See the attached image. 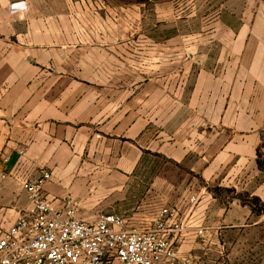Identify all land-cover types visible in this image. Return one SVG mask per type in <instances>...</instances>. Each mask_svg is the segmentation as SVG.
Returning <instances> with one entry per match:
<instances>
[{
	"label": "crops",
	"instance_id": "1",
	"mask_svg": "<svg viewBox=\"0 0 264 264\" xmlns=\"http://www.w3.org/2000/svg\"><path fill=\"white\" fill-rule=\"evenodd\" d=\"M207 1L208 26L166 45L171 72L148 80L153 90L113 91L103 82L114 78L67 70L70 47L51 44L33 13L9 9L24 0H0V172L49 171V199L60 207L71 195L88 223L117 214L144 229L167 206L182 224L171 238L180 254L235 264L211 247L241 227L242 206L207 187L251 178L241 168L264 138V0ZM31 209L17 179L0 180V233Z\"/></svg>",
	"mask_w": 264,
	"mask_h": 264
},
{
	"label": "rangeland",
	"instance_id": "2",
	"mask_svg": "<svg viewBox=\"0 0 264 264\" xmlns=\"http://www.w3.org/2000/svg\"><path fill=\"white\" fill-rule=\"evenodd\" d=\"M24 2L22 7L13 4L9 9L33 13L38 18L35 25L49 30L51 44L70 47L64 50L67 70L83 77L114 78L103 82L113 91L122 87L132 91L144 83L147 91L153 90L148 80L171 72L168 62L174 56L166 45L179 39L184 43L188 34L207 27L206 14L211 10L207 0ZM74 45L82 46L81 50H74ZM122 77L128 83H121ZM241 171L251 173V178L242 176L235 180V188L222 180L211 181L207 187L220 203L242 206L236 213L241 227L223 233L211 253L227 256L235 264H264V138L255 162ZM201 254V250L196 253L197 264H201Z\"/></svg>",
	"mask_w": 264,
	"mask_h": 264
},
{
	"label": "built area",
	"instance_id": "3",
	"mask_svg": "<svg viewBox=\"0 0 264 264\" xmlns=\"http://www.w3.org/2000/svg\"><path fill=\"white\" fill-rule=\"evenodd\" d=\"M8 178L19 181L32 209L0 233V264H197L171 243L182 230L174 209L160 206L144 229L129 227L117 214H99L88 223L76 218L79 201L71 195L60 207L49 199V171L39 169L33 178L0 172V180Z\"/></svg>",
	"mask_w": 264,
	"mask_h": 264
}]
</instances>
